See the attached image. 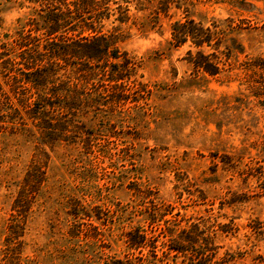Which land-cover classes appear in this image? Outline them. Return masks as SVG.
<instances>
[{
	"label": "rangeland",
	"instance_id": "1",
	"mask_svg": "<svg viewBox=\"0 0 264 264\" xmlns=\"http://www.w3.org/2000/svg\"><path fill=\"white\" fill-rule=\"evenodd\" d=\"M128 1V22L111 17L104 29L120 27L135 84L115 107L78 112L51 147L20 104L12 78L22 65L7 61L30 10L0 0V264H137L139 249L126 243L136 227L156 237L157 257L147 244L143 264H186L162 254L182 230L195 248L213 243L214 260L264 264V192L247 174L264 166V77L247 65L264 58V0H170L165 10V0ZM186 18L221 33L218 47H202L218 56L216 75L196 70L190 40L170 46L172 24ZM230 39L239 52L226 51ZM38 147L44 181L17 203Z\"/></svg>",
	"mask_w": 264,
	"mask_h": 264
},
{
	"label": "trees",
	"instance_id": "2",
	"mask_svg": "<svg viewBox=\"0 0 264 264\" xmlns=\"http://www.w3.org/2000/svg\"><path fill=\"white\" fill-rule=\"evenodd\" d=\"M14 1L18 2L20 7L29 9L30 14L27 18V28L23 27L16 41L19 50L13 51L14 58L7 54V61L17 59L14 63L22 65L15 70L18 74L12 78L17 88L23 91L24 99L20 104L28 111L26 115L29 119L40 129V144L53 147L56 141H64L69 137V132L72 131L70 128L74 125L78 112L87 107L99 110L101 105L114 104L115 107L119 100L127 98L125 92L129 90V83L135 84L130 79L136 65L118 46L123 35L120 27L111 26L110 30L104 29L105 22L111 17H114L112 24L115 21L119 24L128 22L131 18L129 1L123 0L124 6L118 5L114 0ZM133 1L135 0L131 2ZM170 2L172 1H164L163 10ZM141 4L137 1L135 9L142 10ZM187 40L198 48L196 55L200 62L194 61L196 70L209 76L216 75L218 63L212 62L210 57L216 60L218 56L214 53L210 54L211 56L205 55L202 47H218L222 37L217 31V26L204 27L189 18L175 21L171 26L170 46L178 47ZM230 41V46L225 47L226 51L239 52L235 41ZM247 63L260 69L261 76L264 77V58ZM67 68L66 73H61ZM259 82L261 83L257 89L264 95V80ZM31 90L34 92L31 93ZM25 93L30 94L28 98ZM92 93L96 95L93 96ZM11 107L12 105L7 103V108ZM12 110L14 114L19 115L17 108ZM37 149L30 169L23 179L19 193L21 201L18 199L17 203L22 202V195L26 190L30 193L36 192L44 181L43 168L48 157L42 147ZM247 174L257 177L261 192H264V166L249 168ZM85 215L90 217L87 213ZM155 218V213H150L148 219L151 223L155 222ZM190 234L189 231H180L178 239H171L166 251H162L163 256L166 257L173 251L175 255L182 254V262L186 264H243L234 261V256L229 253L219 261L214 260L216 247L213 243L209 246L205 243L203 247L195 248ZM182 235L187 238V243H184ZM127 237L128 247L139 249L137 264H143L146 258L141 248L147 244L150 245L151 256L154 259L157 257L156 237L148 238L139 227L129 231ZM148 264L155 263L150 261Z\"/></svg>",
	"mask_w": 264,
	"mask_h": 264
}]
</instances>
